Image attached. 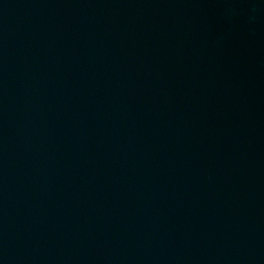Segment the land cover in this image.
Wrapping results in <instances>:
<instances>
[{"label":"water","instance_id":"95a60500","mask_svg":"<svg viewBox=\"0 0 264 264\" xmlns=\"http://www.w3.org/2000/svg\"><path fill=\"white\" fill-rule=\"evenodd\" d=\"M0 264H264V0H0Z\"/></svg>","mask_w":264,"mask_h":264}]
</instances>
